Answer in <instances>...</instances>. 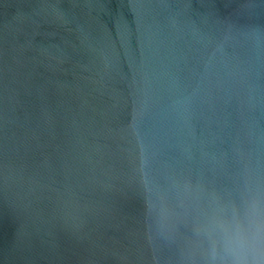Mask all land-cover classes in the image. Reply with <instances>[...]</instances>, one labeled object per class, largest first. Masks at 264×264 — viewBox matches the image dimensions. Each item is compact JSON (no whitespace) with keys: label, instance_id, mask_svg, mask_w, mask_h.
I'll use <instances>...</instances> for the list:
<instances>
[{"label":"water","instance_id":"1","mask_svg":"<svg viewBox=\"0 0 264 264\" xmlns=\"http://www.w3.org/2000/svg\"><path fill=\"white\" fill-rule=\"evenodd\" d=\"M238 256L264 264V0H0V264Z\"/></svg>","mask_w":264,"mask_h":264},{"label":"clouds","instance_id":"2","mask_svg":"<svg viewBox=\"0 0 264 264\" xmlns=\"http://www.w3.org/2000/svg\"><path fill=\"white\" fill-rule=\"evenodd\" d=\"M244 238L243 237H237L234 241L233 244L238 247V248H243L244 246ZM233 264H246V261L242 260L239 258V256L233 261Z\"/></svg>","mask_w":264,"mask_h":264}]
</instances>
